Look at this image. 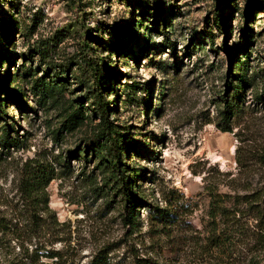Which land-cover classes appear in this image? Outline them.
<instances>
[{"label": "rangeland", "instance_id": "1", "mask_svg": "<svg viewBox=\"0 0 264 264\" xmlns=\"http://www.w3.org/2000/svg\"><path fill=\"white\" fill-rule=\"evenodd\" d=\"M0 20V137L18 139H0V264H264V0H0ZM85 42L143 174L134 227L106 151L87 147L103 121ZM76 100L87 118L68 131ZM39 164L46 198L23 188Z\"/></svg>", "mask_w": 264, "mask_h": 264}, {"label": "trees", "instance_id": "2", "mask_svg": "<svg viewBox=\"0 0 264 264\" xmlns=\"http://www.w3.org/2000/svg\"><path fill=\"white\" fill-rule=\"evenodd\" d=\"M1 21V20H0ZM221 23L224 22L223 20L220 21ZM3 22H0V40H2L3 36L9 34L5 31V28L2 27ZM123 33H125L123 31ZM117 36H122V33H120L119 30L116 31ZM112 49H118L117 47L111 46ZM85 50V64L88 69L91 71V76L93 78V84L96 87L94 91V102H93V108L98 109L100 111L101 120L103 121L101 127L99 128L98 133L92 137V140L88 143V148L92 149V152H98L99 150H105L107 153V156L110 158L107 160V162L111 163L113 170L116 172L114 174L115 180L117 183V188L121 191L122 194V202L125 210L124 219L128 224H131V226H135L137 224L138 220V213L136 207L142 203V199L133 192V185L136 184L137 180H139L142 177L141 170H137L134 168L132 170L135 172V176L132 175L131 170L128 169V166L124 164V155L128 154L127 147L124 143L120 141V137L123 135L119 133L116 129V127L110 122L109 117V111L112 109V106L110 103H108L105 99L104 92L107 90V87H103L102 83H100V78L104 77L103 72V65L101 60L91 57V50L92 47L88 42L84 43ZM1 50H0V57H1V63L6 59V56H1ZM230 52V55L232 57V52ZM240 82L238 81L236 83L235 87V94L230 98H223V105L224 108L221 111L222 116L229 120L231 116L235 112V106L237 103V100L239 98L240 93ZM53 81L50 82H44L42 85L45 86V94L49 96L48 92H52L54 89V86H52ZM55 85H57V82H54ZM7 88V87H6ZM1 91L5 89L4 86L0 85ZM48 91V92H47ZM90 92V91H89ZM15 96L16 95H12ZM88 98V96H86ZM78 106H76L73 110H71L66 119L65 123L63 124V129L66 128L68 131H72L76 129L81 123H83L86 120L85 110H84V104L80 103L79 100H76ZM224 131H230L229 127H224ZM121 134V135H120ZM2 140V143L4 146H15L18 144L17 137H13L7 128L4 127L2 136L0 137ZM104 143H103V142ZM106 160V159H105ZM66 165V164H65ZM39 169L36 170L34 174H32L30 177L26 179V185H24V192L26 195L30 197L40 198L46 196V192H44V189L49 185L51 180L54 178L55 171L54 169H48L46 166L39 164ZM68 166V165H67ZM160 213L157 215V219L159 221H162L163 223H172L174 222L172 217H176V213H167L163 211H159ZM213 212V211H212ZM214 213V212H213ZM212 213V214H213ZM213 216H215L213 214ZM93 264H111L110 260L104 255L102 257L97 256L96 259L93 261ZM133 264H159L157 261L151 259V258H141L137 257L135 259V262Z\"/></svg>", "mask_w": 264, "mask_h": 264}]
</instances>
